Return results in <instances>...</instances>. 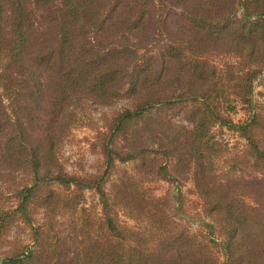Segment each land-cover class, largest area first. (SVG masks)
<instances>
[{"label":"trees","instance_id":"obj_1","mask_svg":"<svg viewBox=\"0 0 264 264\" xmlns=\"http://www.w3.org/2000/svg\"><path fill=\"white\" fill-rule=\"evenodd\" d=\"M214 54L232 56L237 69H219ZM225 68L227 82L218 73ZM262 73L264 0H0V244L18 220L31 224L32 207L54 216L62 190L66 199L95 187L104 205L102 176L66 172L58 151L79 101L104 103L121 93L132 107L111 119L107 167L114 155L161 153L193 173L209 217L197 232L151 216L159 223L151 231L126 225L105 205L99 217H76L70 236L49 238L46 222L30 225L33 244L2 253L0 264H264V97L252 98ZM225 83L233 94H222ZM233 100L245 105L239 123L219 111ZM167 109L182 110L190 129L153 133L149 116ZM214 123L244 140L247 171L234 163L227 178L214 175L212 154L226 149L214 140ZM147 128L149 142L138 144V130ZM122 132L131 143L125 154L111 146ZM17 173L23 184H12ZM8 179L10 188L2 185ZM147 202L140 207L150 218L156 207Z\"/></svg>","mask_w":264,"mask_h":264},{"label":"rangeland","instance_id":"obj_2","mask_svg":"<svg viewBox=\"0 0 264 264\" xmlns=\"http://www.w3.org/2000/svg\"><path fill=\"white\" fill-rule=\"evenodd\" d=\"M239 12L240 9L237 13ZM151 48L154 50L156 47ZM210 58L219 69L223 68L224 64L233 71L237 69V63L234 62L236 60L232 56L214 54ZM225 71L226 68L223 74L218 72L223 82H227L229 78L225 76ZM263 82L264 73L253 81L252 98L256 103L261 102L264 97ZM222 86V94H233L229 84L225 83ZM232 96L229 95L228 99H232ZM228 103L226 101V103L219 104V111L225 118L235 123L247 118L245 105L237 100L231 101L232 107L228 106ZM76 106L70 127L60 140L58 158L64 170L70 174L84 179L102 176L100 188L104 191L106 201L103 205L102 198L95 187L76 188L66 199L67 191L62 190V203L54 216L43 215L41 207L31 208L33 217L31 226L43 227L46 222L45 230L49 238L54 232L61 236H70L75 232L73 223L76 222V217L81 218L80 220L99 217L103 214L102 207L106 205L111 214L128 226L155 231L153 226L159 223L158 221L157 223L152 222L151 216L158 220L167 215V219L175 223L177 228L197 232L204 230L201 221H208L209 217L201 206V199L194 186L193 173L182 166L180 169L175 160L166 161L161 153H149L145 158L128 161H121L114 155L113 163L107 167L103 149L105 136L113 116L125 108L132 107V100L127 94L121 93L104 103L79 101ZM149 118L148 126L154 129L153 133H182L179 125L190 129L191 121L182 113V110H161L151 114ZM155 119L169 120L172 125L156 123ZM138 131L141 135L136 138L137 143L149 142L146 137L150 132L149 128ZM211 131L214 134V140L224 142L226 146L225 150L222 151L221 147L216 150L215 155L212 154L214 175L217 178H227V172L234 163L238 168L247 171L244 165L246 157L242 152L244 140L239 137L238 133L217 123L213 124ZM111 146L116 150L115 152L125 154L130 150L131 143L122 132L114 139ZM159 165L165 167L169 176L163 174ZM24 178L22 173H17L12 184H23ZM9 183L8 179L2 185L7 188ZM143 200L153 201L156 207L150 218L141 211L140 204L142 206L146 204V207H149V203ZM30 225L18 220L10 227L0 244V256L15 246L33 244Z\"/></svg>","mask_w":264,"mask_h":264}]
</instances>
